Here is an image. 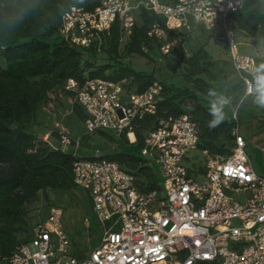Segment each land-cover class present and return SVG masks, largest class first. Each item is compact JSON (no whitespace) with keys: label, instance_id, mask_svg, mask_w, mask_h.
<instances>
[{"label":"built area","instance_id":"obj_1","mask_svg":"<svg viewBox=\"0 0 264 264\" xmlns=\"http://www.w3.org/2000/svg\"><path fill=\"white\" fill-rule=\"evenodd\" d=\"M243 0H102L93 9L70 5L61 15L60 35L69 43L86 47L99 32L118 21L123 37L135 24L139 7L162 17L164 27L152 24L147 34L165 41L163 52L184 42L192 23L205 29L221 26L228 58L242 80L245 94L256 86L253 55L241 53L234 40L230 16ZM192 22V23H191ZM178 33L167 40V32ZM124 81L104 78L78 82L68 78L64 89L84 111L88 132L125 133L135 140V130L146 115L154 114L161 84L142 91L128 90ZM233 146L227 155L199 150L193 118L168 115L144 132L140 150L148 165L156 167L160 189L141 190L135 176L116 161L81 158L73 163V181L90 197L99 230L98 242L82 253L52 208L39 219L28 240L19 243L0 264H264V176L257 174L245 152L246 140L233 129ZM60 147L79 141L60 127ZM198 150L203 172L188 164L189 152ZM203 176V180H198ZM242 193L243 198H238ZM88 223V220H86Z\"/></svg>","mask_w":264,"mask_h":264},{"label":"trees","instance_id":"obj_2","mask_svg":"<svg viewBox=\"0 0 264 264\" xmlns=\"http://www.w3.org/2000/svg\"><path fill=\"white\" fill-rule=\"evenodd\" d=\"M101 2L0 0V261L10 258L16 246L30 238L26 206L37 199L39 192L46 196L48 190L68 192L77 187L72 171L77 159L116 161L135 176L141 190H159L158 171L155 166L146 163L140 150L144 132L162 117L189 114L198 130L199 150L227 155L233 146L232 132L237 125L236 119L227 117L225 108L220 106L225 118L210 130L208 124L215 118L210 111L214 102L202 104L198 96V93L209 97L214 94L210 83L214 79L210 70L213 60L204 47L187 53L180 44L176 54L183 77L191 88L175 87L153 71L135 70L118 58L122 53L151 59L148 55L151 46H156L163 56L170 57L176 48L163 52L161 46L165 41L147 34L154 23L164 27L162 17L139 7L134 13L135 24L128 36L123 37L118 21H115L108 29L99 32L86 47L73 45L61 37V15L67 7L76 5L89 10ZM230 26L233 32L264 37V11L256 0H243L240 10L230 16ZM177 34L168 31L167 40ZM98 50L106 55V60L101 63H97ZM254 59L255 73V69L264 64V57L254 56ZM226 61L231 64L229 59ZM168 66L171 68L170 63ZM68 78L80 83L95 78L123 80L125 88L134 91H142L153 82H159L161 98L156 112L146 115L139 122L134 141H129L125 133L113 138L106 131H98L112 138L117 150L81 157L60 146L52 147L32 130L38 106L51 90L59 88L73 100V94L64 89ZM72 109L80 119H84L83 109L74 100ZM188 160L194 171H204L201 160ZM21 233L23 235L19 237ZM71 243L75 245L72 238ZM75 253L80 254L82 250L75 247ZM199 264L218 262L201 261Z\"/></svg>","mask_w":264,"mask_h":264},{"label":"rangeland","instance_id":"obj_3","mask_svg":"<svg viewBox=\"0 0 264 264\" xmlns=\"http://www.w3.org/2000/svg\"><path fill=\"white\" fill-rule=\"evenodd\" d=\"M261 11H264V0H256ZM192 23V22H191ZM221 26L209 31L201 24L192 23V29L184 34L182 46L187 53L198 47H204L213 60L210 67L214 79L210 81L214 94L204 96L198 93L200 102L209 101L223 106L226 116H232L237 121L239 132L246 140L245 152L254 171L264 176V109L255 103L256 91L245 94L240 76L228 58V46L222 39ZM234 40L237 49L244 54L264 57V37L249 36L234 31ZM179 46L171 52L170 57L163 56L156 46H151L148 55L151 59L136 54H120L119 59L139 71H153L159 78L175 87L191 88L183 77V69L176 57ZM98 62L106 60L102 50L97 52ZM170 63L171 68L168 66ZM73 100L59 88H54L48 97L39 104L32 130L39 138L47 140L52 147H59L60 127H64L73 141H79L75 148L73 142L64 146V150L75 153L77 156L89 157L104 155L117 150V145L110 137H105L98 131L88 132L84 121L73 111ZM111 137L117 138L113 131H106ZM225 145L227 143L225 142ZM232 146V143L231 145ZM190 160H201L202 155L198 150L189 152ZM190 165V161H188ZM200 176L198 180H203ZM238 198H243L242 193H237ZM26 219L29 222V231L39 219H45L52 208L61 209V219L70 237L75 241V247L86 251L95 246L99 238L97 222L93 217L91 201L88 192L77 186L68 192L47 191V195L39 192L35 201L27 206ZM88 220V223H86ZM23 233L19 234L22 237Z\"/></svg>","mask_w":264,"mask_h":264},{"label":"clouds","instance_id":"obj_4","mask_svg":"<svg viewBox=\"0 0 264 264\" xmlns=\"http://www.w3.org/2000/svg\"><path fill=\"white\" fill-rule=\"evenodd\" d=\"M255 91L256 96L254 103L261 109H264V64L259 65L255 69ZM212 115L215 117L209 124L208 128L214 129L216 128L225 118V114L223 112L222 107L218 106L217 104H213L210 109Z\"/></svg>","mask_w":264,"mask_h":264},{"label":"crops","instance_id":"obj_5","mask_svg":"<svg viewBox=\"0 0 264 264\" xmlns=\"http://www.w3.org/2000/svg\"><path fill=\"white\" fill-rule=\"evenodd\" d=\"M187 33V32H186ZM185 37V36H184Z\"/></svg>","mask_w":264,"mask_h":264}]
</instances>
